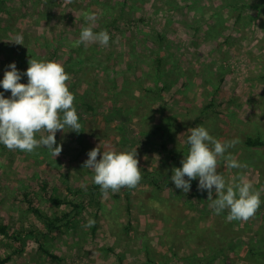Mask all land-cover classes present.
<instances>
[{
	"label": "rangeland",
	"instance_id": "obj_1",
	"mask_svg": "<svg viewBox=\"0 0 264 264\" xmlns=\"http://www.w3.org/2000/svg\"><path fill=\"white\" fill-rule=\"evenodd\" d=\"M85 13L96 14L94 24ZM89 26L109 33L107 46H73ZM17 35L23 45L8 42ZM69 54L79 60L74 68ZM31 58L63 65L81 129L57 131L56 158L43 146L29 154L0 144V222L9 232L0 233V264H264V146L244 142L264 141V0H0V81L13 62L26 72ZM0 93L11 98L2 86ZM199 126L222 143L239 141L226 155L245 167L221 161L217 172L229 183L243 176L260 191L247 222H228L206 190L184 193L171 180L188 154V130ZM154 132L176 151L173 158L159 142H146ZM98 146L101 154L137 148L142 180L96 195L99 204L83 196L74 224L45 234V218L27 199L49 216L69 211L46 195L66 197V186L94 183L82 165ZM30 228L45 235L18 250L14 230Z\"/></svg>",
	"mask_w": 264,
	"mask_h": 264
},
{
	"label": "clouds",
	"instance_id": "obj_2",
	"mask_svg": "<svg viewBox=\"0 0 264 264\" xmlns=\"http://www.w3.org/2000/svg\"><path fill=\"white\" fill-rule=\"evenodd\" d=\"M84 19L94 24L96 14L85 13ZM109 40L110 35L106 30L96 33L92 26H89L82 29L73 46L87 47L93 43L107 46ZM22 41V36L17 35L14 40L8 42L23 45ZM28 64L26 72L21 73L13 62L0 81V86L11 92V98H5L3 93H0V144L10 151L21 150L29 154L43 146L56 158L62 151V146H57L56 143L57 131L67 128L80 132L81 129L74 107L75 97L67 84L71 77L63 65L55 61H38L31 58ZM22 75L27 76V84L19 82ZM188 131V154L181 161L182 167L172 169L171 180L175 187L187 193L190 191L191 181L198 178V190L207 191L208 200L212 202L211 207L217 215L227 210L228 222H247L254 217L261 205L260 191L255 190L252 182L243 176L238 178V182L229 183L217 172L221 161L228 169L245 167L232 155H226L228 149L239 141L222 143L202 126ZM40 133L46 135H40L38 139ZM138 165L137 148L120 152L104 150L101 154L98 146L88 153V159L82 167L94 173L93 181L103 193H115L124 187L138 186L142 180L141 168ZM94 223V220H89L86 226L91 227Z\"/></svg>",
	"mask_w": 264,
	"mask_h": 264
},
{
	"label": "trees",
	"instance_id": "obj_3",
	"mask_svg": "<svg viewBox=\"0 0 264 264\" xmlns=\"http://www.w3.org/2000/svg\"><path fill=\"white\" fill-rule=\"evenodd\" d=\"M77 62L79 63V60L73 59V56H71V54H69L68 64H69L70 68H74L76 66ZM212 104L213 103L211 101L209 104L206 105L205 108H210L212 106ZM88 107L91 109L93 108L91 103L88 104ZM116 110L117 111L119 110V112L121 114H123L121 108L120 109L118 108ZM154 133L156 134V139L148 140L146 142L150 143V144L159 142V147H161L162 149L167 150L169 153H171V156L173 158L176 155V151L173 149H170L168 147L166 141L164 140V138L162 136V133H160V132L159 133L154 132ZM148 134H151V133H148ZM244 142L249 147L264 146V141L261 139L260 136H256V137L247 136L245 138ZM151 183H152V181H151ZM153 184L157 187H160L159 183L156 180H153ZM191 186L194 187V189H195L194 193H196L199 196L200 193L198 190V179L192 180ZM43 187H44V185H43ZM66 189H67V196L66 197H60V196H57V195L52 194V193H49L48 195H46V198L49 201L53 202L55 205H60L63 203H67V204L71 205L70 210L65 212L61 216L60 215L49 216V215L43 214L42 212H40V210L38 208H36L32 205L31 200L27 199L28 209L30 211H32L33 213L39 214L45 218V223H44L45 224V234L50 233L54 230L60 229L64 226L65 227L72 226L74 224V221L78 217L79 213L84 208L85 202L82 199L83 196L84 197L89 196V201H90V199H92L93 197H96V195L98 196L101 193H103L101 191L100 187L98 185H96L95 183H92L90 186H88L86 188L74 189L70 186H66ZM130 189L131 188H128L127 191H129ZM45 193H46V191H45ZM69 196H71V197H69ZM186 200L188 202H191V199L189 196L186 198ZM96 202H97V204H99V198L98 197H96ZM95 216H97V214ZM22 232L23 231H21V230H14V233L12 235L14 240H17L20 242V248L18 250H22L24 248V246L26 245L27 239L32 238V237H34L36 239H41L42 235H45L43 232L36 233L31 228L27 229L23 235H22ZM0 233L5 234V235H9L6 223L0 222ZM40 249L42 251H44L46 254H48L53 260L56 261V260L60 259L58 254L47 249L43 243H40ZM10 257H11L10 255H7L3 260H1V262H5V261L9 260Z\"/></svg>",
	"mask_w": 264,
	"mask_h": 264
}]
</instances>
